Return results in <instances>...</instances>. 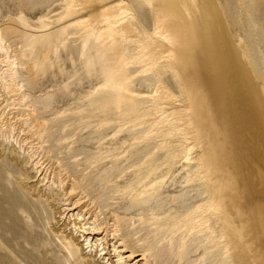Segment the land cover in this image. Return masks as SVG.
<instances>
[{
  "label": "rangeland",
  "instance_id": "374dc122",
  "mask_svg": "<svg viewBox=\"0 0 264 264\" xmlns=\"http://www.w3.org/2000/svg\"><path fill=\"white\" fill-rule=\"evenodd\" d=\"M190 1L0 0V264H264L255 0Z\"/></svg>",
  "mask_w": 264,
  "mask_h": 264
},
{
  "label": "bare ground",
  "instance_id": "6f19581e",
  "mask_svg": "<svg viewBox=\"0 0 264 264\" xmlns=\"http://www.w3.org/2000/svg\"><path fill=\"white\" fill-rule=\"evenodd\" d=\"M179 1L181 2V4L187 10H190L191 8L192 9L196 8V6L194 4H192L190 0H179ZM203 1L204 0H200V2H203ZM237 1L239 2V0H237ZM201 5H203V4H200V6ZM254 6H255V9L257 11V17L256 18L254 17L253 24H255L256 26H258L259 29H260V31L262 30V35L264 36V0H255ZM191 17L192 16L190 14V17L189 18H191ZM251 17L252 16H250V18H249V16H248V18L252 20ZM204 19H205V17L202 18V20H204ZM257 19H258V22H257ZM210 31H212V30H209V32ZM174 38H176V40L179 43L183 44V49L185 48L184 52H182V56H184V54H186L187 51L190 50V48H191V51H195L194 53L198 54L199 57H200L201 54L205 53L203 51V47H202V45H203L202 43H203L204 40H200V39H197V38L196 39L188 38V37H185L184 35L182 36V34H180V33H177L176 34V37H174ZM176 55H174L173 57H171V59L169 60V63H168V67L173 72L174 76L177 77V73H179V72H176V67L174 65L176 64V62L178 63V60L180 59L181 54L180 53H177ZM204 55H206V54H204ZM11 65L12 64L10 62H7V67L8 68H10ZM177 71H178V69H177ZM5 73H8L7 72V69H6ZM240 87H241L242 93H244V94L242 95V93H241L240 100H238L236 103H232V104H237V110L238 111L235 108H228V107H226L228 105H231L229 102H221L223 104L222 105L223 107H221L222 113L224 114V116L228 117V119L230 121H232L235 125H239V127L249 126L251 123H254L255 128H257L260 131H263V129L261 127L260 111L256 110L253 107L252 102L249 101V99L246 97V95H247L246 94L247 88H246L245 82L242 83ZM220 98H222V96ZM201 104L202 103H200V106H201ZM224 107L226 109H228V111H229L227 114H225L224 113V110L222 109ZM253 111L255 112L254 115H253ZM237 113L239 114V116H237ZM219 115H221V114H219ZM190 127L194 128V126H191V125H190ZM197 131L199 133H200V131H202V134H204L205 133L204 132L205 131L204 130V125L203 124H200L199 127H198V129H197ZM206 132H208V131H206ZM231 153H234L235 154V150H232ZM57 181L58 182L54 181V183H56V184L58 183L59 189H62V182H61V180H57ZM72 191H73V189L71 188L70 192H72ZM77 216L78 215H76L75 218H77ZM11 218H12V216H11ZM94 221H95V219L93 220V224H94ZM258 221H259V225H258V228H257V230H258V236H259L258 238H259V240L261 242H264V205L262 207H260V210L258 212ZM71 228L73 230V233H75V232L78 231V233L81 234V235H79L77 237H78V239H80L81 242H85L86 243L87 248L91 249V247L97 246V244L98 245L101 244V239H96V240L93 241V244L91 245V239H89V237H86V238L84 237L85 234L89 235L88 233H86L88 229H90V231H96L97 228H87V227H84V225H80L79 227H77V224L76 223L74 224V222H73ZM102 255H103V253H100L99 254L100 257ZM117 257H118L117 263L118 264H124V262H121L120 256L118 255ZM101 259L104 261V262H101V264H106L108 262V260H105V258H101Z\"/></svg>",
  "mask_w": 264,
  "mask_h": 264
}]
</instances>
